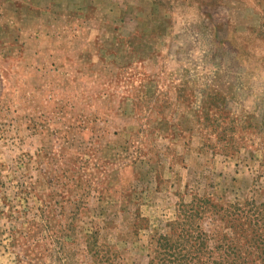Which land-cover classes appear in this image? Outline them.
Listing matches in <instances>:
<instances>
[{
	"label": "rangeland",
	"instance_id": "obj_1",
	"mask_svg": "<svg viewBox=\"0 0 264 264\" xmlns=\"http://www.w3.org/2000/svg\"><path fill=\"white\" fill-rule=\"evenodd\" d=\"M230 205L264 211V0H0V264H259Z\"/></svg>",
	"mask_w": 264,
	"mask_h": 264
},
{
	"label": "trees",
	"instance_id": "obj_2",
	"mask_svg": "<svg viewBox=\"0 0 264 264\" xmlns=\"http://www.w3.org/2000/svg\"><path fill=\"white\" fill-rule=\"evenodd\" d=\"M207 206L212 210H216V205L211 204L210 200L209 201L205 200V205L203 209H207L206 208ZM245 208L237 205L228 206V208L226 209L228 215L230 216L233 214L235 217L232 219L231 218L227 219L226 223L228 224V228L232 231L234 235L237 236L243 235L247 238L245 240L246 245L251 247L254 246L256 248V251L258 253V258H260L259 264H264V211L257 209L258 212H252L251 208L247 210ZM202 210L194 206H189L187 207V209L183 208L181 210L182 216H179L176 221L171 223L172 226L170 227V229L173 230L175 228V224H177L178 220L180 219L190 223L191 226V222L194 219L198 218V214ZM188 227H186V229L184 230L185 234H183L182 236L185 237L186 234H189L191 235V239H192V237H194V234L196 232L195 231L193 232L191 229H187ZM171 230L168 235L160 236V240H162L165 243H168V241H170L171 237L173 236V232L171 233ZM198 233L201 236V242L194 241L190 244L189 248H192L191 249L192 254L183 255L177 259H174L173 261H169L166 257H164L166 258V261L165 260L163 261L164 264H168L170 262L172 264H206L207 260L202 259L201 256H199L197 253H193L194 251H196V249H201L202 246L200 247V245L203 244L206 238L208 237L207 234L203 231H200ZM223 244H225L224 247L226 249L223 252H225L226 255H230L232 257L230 264H236V261L238 260L235 259L237 252L235 251V245H233L234 243L232 241H228L225 243L223 242L221 245ZM170 247L171 245H169V248ZM213 248L218 249L219 247L218 245H215L213 246ZM226 255L223 254L222 257L223 260L222 258L221 259L219 258V260L213 258V259H209L208 263L210 262V264H222V262H224L225 260ZM245 259L248 260V258ZM246 260H242V261L245 262ZM152 262L153 259L149 261V264H152Z\"/></svg>",
	"mask_w": 264,
	"mask_h": 264
}]
</instances>
